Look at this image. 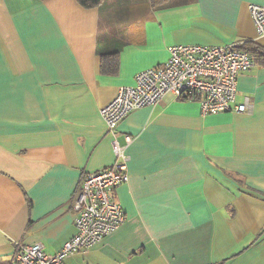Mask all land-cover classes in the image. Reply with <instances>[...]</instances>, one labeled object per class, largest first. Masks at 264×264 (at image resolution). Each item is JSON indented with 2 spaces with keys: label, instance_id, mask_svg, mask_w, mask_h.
<instances>
[{
  "label": "crops",
  "instance_id": "obj_1",
  "mask_svg": "<svg viewBox=\"0 0 264 264\" xmlns=\"http://www.w3.org/2000/svg\"><path fill=\"white\" fill-rule=\"evenodd\" d=\"M133 1L107 2L115 24L101 32L105 0H0V264L75 234L84 174L115 160L99 111L168 46L264 47L248 11L264 0ZM114 50L118 72L104 75L100 54ZM235 103L246 109L204 116L168 93L130 112L116 128L120 144L133 138L128 182L111 192L125 222L64 264H264V65L238 76Z\"/></svg>",
  "mask_w": 264,
  "mask_h": 264
},
{
  "label": "built area",
  "instance_id": "obj_2",
  "mask_svg": "<svg viewBox=\"0 0 264 264\" xmlns=\"http://www.w3.org/2000/svg\"><path fill=\"white\" fill-rule=\"evenodd\" d=\"M249 16L257 37L264 36V6L250 3ZM243 42L224 46L180 44L167 47L166 62L137 72L133 86H123L99 113L111 136L115 155L113 164L97 172L86 173L72 197L75 234L54 254L41 244L18 245L12 264H64L77 253H85L125 222L120 204L111 192L128 182L129 155L125 148L132 136L117 140V125L132 111L158 104L166 94L196 100L202 115L228 110L243 112L245 104H236L237 78L254 66L255 61L239 49Z\"/></svg>",
  "mask_w": 264,
  "mask_h": 264
},
{
  "label": "trees",
  "instance_id": "obj_3",
  "mask_svg": "<svg viewBox=\"0 0 264 264\" xmlns=\"http://www.w3.org/2000/svg\"><path fill=\"white\" fill-rule=\"evenodd\" d=\"M78 3L86 9L94 8L99 5L102 0H77ZM150 4L154 7H161L167 4V0H150ZM243 44L239 49L247 52L256 63L264 65V47L257 45L252 41H242ZM101 64L100 72L104 75H115L118 72V50L105 52L100 54Z\"/></svg>",
  "mask_w": 264,
  "mask_h": 264
},
{
  "label": "rangeland",
  "instance_id": "obj_4",
  "mask_svg": "<svg viewBox=\"0 0 264 264\" xmlns=\"http://www.w3.org/2000/svg\"><path fill=\"white\" fill-rule=\"evenodd\" d=\"M138 1V0H136ZM140 1V0H139ZM108 2V7H106V4ZM126 2V3H124ZM127 2L129 4H133V0H105V2L102 5V13H101V32H106L110 26H113L115 24V14H111L108 11L105 10L106 8H111L112 10H119V9H125L127 7ZM108 21H111V24H108ZM103 35V34H101Z\"/></svg>",
  "mask_w": 264,
  "mask_h": 264
}]
</instances>
